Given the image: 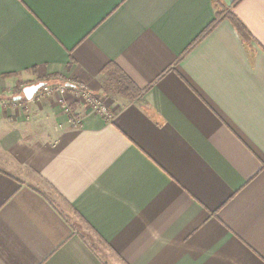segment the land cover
Returning a JSON list of instances; mask_svg holds the SVG:
<instances>
[{
  "label": "crops",
  "instance_id": "1",
  "mask_svg": "<svg viewBox=\"0 0 264 264\" xmlns=\"http://www.w3.org/2000/svg\"><path fill=\"white\" fill-rule=\"evenodd\" d=\"M220 1L249 39L195 43L214 0H0V264H264V0Z\"/></svg>",
  "mask_w": 264,
  "mask_h": 264
},
{
  "label": "trees",
  "instance_id": "2",
  "mask_svg": "<svg viewBox=\"0 0 264 264\" xmlns=\"http://www.w3.org/2000/svg\"><path fill=\"white\" fill-rule=\"evenodd\" d=\"M216 5L221 9L217 17L209 24V26L199 35L198 39L195 41H200L202 38H204L211 30H213L219 21L221 19H228L230 23L233 25L237 33L244 39H249L250 34L247 30L244 23L241 21V19L233 12L228 11L224 8L222 2L220 0H214ZM108 68V67H107ZM109 69H113L116 77H117V91L121 95L129 96L130 98H133L136 96V94H133L128 91L129 86L131 85L133 87V83L131 80L116 66H112V68L109 66ZM5 77L9 76V74L4 75Z\"/></svg>",
  "mask_w": 264,
  "mask_h": 264
},
{
  "label": "built area",
  "instance_id": "3",
  "mask_svg": "<svg viewBox=\"0 0 264 264\" xmlns=\"http://www.w3.org/2000/svg\"><path fill=\"white\" fill-rule=\"evenodd\" d=\"M41 93L43 95H50L54 91L60 94H67L72 92L80 97L83 103L88 106L92 111L98 112L103 115L106 119H112L114 116L113 111L107 106V104L102 102L103 100L98 96L92 94L83 83L70 84H47L43 85L41 88ZM13 104L15 102H12ZM7 103L0 99V108L5 106Z\"/></svg>",
  "mask_w": 264,
  "mask_h": 264
},
{
  "label": "water",
  "instance_id": "4",
  "mask_svg": "<svg viewBox=\"0 0 264 264\" xmlns=\"http://www.w3.org/2000/svg\"><path fill=\"white\" fill-rule=\"evenodd\" d=\"M45 84V82L41 81L36 84H32L29 86H26L22 89V94L19 96L14 97V100H21L23 97L25 99H32L34 95L38 92V90Z\"/></svg>",
  "mask_w": 264,
  "mask_h": 264
},
{
  "label": "rangeland",
  "instance_id": "5",
  "mask_svg": "<svg viewBox=\"0 0 264 264\" xmlns=\"http://www.w3.org/2000/svg\"><path fill=\"white\" fill-rule=\"evenodd\" d=\"M47 84H49L48 82H45V84L44 85H47ZM42 88V87H41ZM117 93H119L117 90L115 91V89H113L112 91H110L109 93H108V95L107 96H115V95H118ZM100 97V96H99ZM101 99H102V97H100ZM103 101V103L105 102L106 103V99L104 98V99H102ZM90 233V232H89Z\"/></svg>",
  "mask_w": 264,
  "mask_h": 264
}]
</instances>
